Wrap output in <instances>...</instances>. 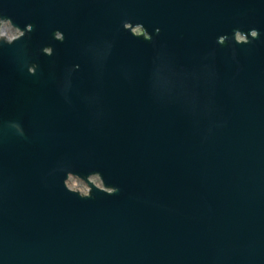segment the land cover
Returning a JSON list of instances; mask_svg holds the SVG:
<instances>
[{
	"label": "water",
	"instance_id": "water-1",
	"mask_svg": "<svg viewBox=\"0 0 264 264\" xmlns=\"http://www.w3.org/2000/svg\"><path fill=\"white\" fill-rule=\"evenodd\" d=\"M0 21V264H264V0Z\"/></svg>",
	"mask_w": 264,
	"mask_h": 264
}]
</instances>
